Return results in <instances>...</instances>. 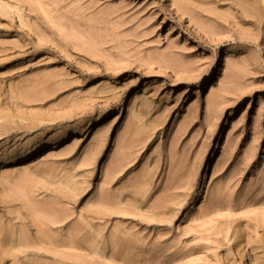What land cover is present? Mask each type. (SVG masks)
<instances>
[{
    "label": "rangeland",
    "instance_id": "obj_1",
    "mask_svg": "<svg viewBox=\"0 0 264 264\" xmlns=\"http://www.w3.org/2000/svg\"><path fill=\"white\" fill-rule=\"evenodd\" d=\"M0 264H264V0H0Z\"/></svg>",
    "mask_w": 264,
    "mask_h": 264
},
{
    "label": "bare ground",
    "instance_id": "obj_2",
    "mask_svg": "<svg viewBox=\"0 0 264 264\" xmlns=\"http://www.w3.org/2000/svg\"><path fill=\"white\" fill-rule=\"evenodd\" d=\"M45 146V143H37L33 139H26L25 143L23 144V149L21 151L12 154L9 157L3 156L0 158V166L4 165L7 162L15 161L17 159L27 158L35 152L34 148L37 147L39 149H42Z\"/></svg>",
    "mask_w": 264,
    "mask_h": 264
}]
</instances>
